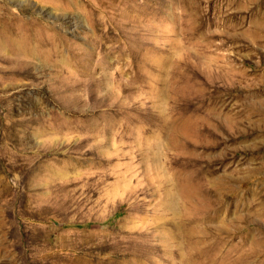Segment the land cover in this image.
Wrapping results in <instances>:
<instances>
[{
  "label": "rangeland",
  "instance_id": "374dc122",
  "mask_svg": "<svg viewBox=\"0 0 264 264\" xmlns=\"http://www.w3.org/2000/svg\"><path fill=\"white\" fill-rule=\"evenodd\" d=\"M0 264H264V0H0Z\"/></svg>",
  "mask_w": 264,
  "mask_h": 264
}]
</instances>
